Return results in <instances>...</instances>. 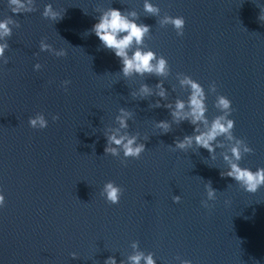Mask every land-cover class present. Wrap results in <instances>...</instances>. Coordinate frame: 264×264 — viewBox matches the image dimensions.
I'll return each instance as SVG.
<instances>
[{
	"label": "water",
	"instance_id": "1",
	"mask_svg": "<svg viewBox=\"0 0 264 264\" xmlns=\"http://www.w3.org/2000/svg\"><path fill=\"white\" fill-rule=\"evenodd\" d=\"M151 2L158 13L146 12L145 0H32L31 12L12 13L0 0V19L15 21L5 38L7 62L0 60V264H104L108 256L130 264L136 251H152L157 264H179L177 256L193 264H264V186L246 192L221 174L229 166L225 137L214 159L195 144L175 147L192 125L175 122L165 100L156 107L158 96L139 91L147 83L154 93L158 77L124 76L119 58L91 32L109 8L135 12L151 26L143 47L168 59L171 71L159 78L167 100L186 96L179 73L206 92L215 81L232 101L234 135L253 149L238 163L255 170L264 168V0ZM48 5L61 17L44 16ZM177 15L186 21L182 36L162 23ZM41 39L66 54L41 51ZM214 99L210 92L209 119L218 114ZM121 108L130 116L119 134L145 145L138 158L105 151ZM39 112L48 126L30 127L29 116ZM159 120L169 121L166 132ZM108 180L123 189L117 204L100 196ZM209 181L217 191L204 207Z\"/></svg>",
	"mask_w": 264,
	"mask_h": 264
},
{
	"label": "clouds",
	"instance_id": "2",
	"mask_svg": "<svg viewBox=\"0 0 264 264\" xmlns=\"http://www.w3.org/2000/svg\"><path fill=\"white\" fill-rule=\"evenodd\" d=\"M12 13H27L32 11V0H8ZM144 10L148 13L156 14L159 9L151 0H145ZM44 16L52 19L61 17L60 13L52 10L51 5L46 6L43 13ZM135 12L125 14L119 8H109L102 12L98 19L91 27V32L99 39L102 46L112 51V53L119 58L121 67L120 72L124 76L137 74L143 76L144 74H153L158 77L155 84L156 91L147 84H142L140 87V94L156 95L160 99L155 102L156 107L161 106V100H165L162 106L168 109V112L177 123L187 121L192 125L191 134H186L182 139L175 141V147L185 149L195 144L198 148L206 149L210 158H215L214 153L217 148L222 147L220 137H225L231 142V147L223 153V159L229 162V166L222 175H227L233 178L234 181L242 185L243 190L250 193H255L264 186V168H256L255 170L242 167L238 161L242 158V154L251 153L252 147L242 138L237 137L233 133L235 120L231 118V113L234 111L232 101L224 94L217 92V84L212 81L208 84L207 92L204 85L191 75L186 73H179V84L186 89V96L176 97L174 100H167L168 88L165 87L163 79L160 77L166 76L170 71L168 59L160 54L158 55L151 48H144L145 35L150 32L151 26L145 23H138L134 17ZM261 18H264L262 16ZM162 23L171 24L178 36H182L185 27V18L183 16H165ZM15 21L11 17L0 19V60L7 62L5 51L8 44L6 37L12 34L13 25ZM40 50L49 51L56 56H63L66 50H56L44 39L40 41ZM41 64L36 62L33 65L34 70H39ZM69 80L62 81V84L67 86ZM66 90V89H65ZM215 94L214 106L218 110V114L209 119L208 113V95ZM130 113L124 109H119V114L115 119L119 122V128L115 132L106 137L107 144L106 152L117 154L120 150L123 151L125 157L138 158L141 152L144 151L145 145L137 143V137L125 134H119L120 129L127 128V119ZM52 120L55 121L58 115H52ZM28 124L33 128H46L48 126V119L44 113L39 112L33 116H29ZM157 127L163 131L170 128V123L167 120L157 121ZM207 198L201 203L204 207H210L209 201L215 200L216 189L211 186L209 181L206 185ZM123 189L120 185L112 180L106 181L100 189V196L110 204H117ZM181 197L179 195L173 197L174 202H179ZM5 203V196L0 191V207ZM132 247L138 249L139 245L133 241ZM71 255L75 256L73 252ZM179 264H193L190 259H182L179 256L175 258ZM130 264H157V258L152 251L146 254L143 251H136L135 254L128 257ZM104 264H125L124 260L119 261L115 256H108L104 260Z\"/></svg>",
	"mask_w": 264,
	"mask_h": 264
}]
</instances>
